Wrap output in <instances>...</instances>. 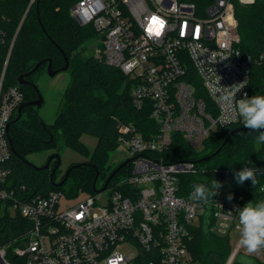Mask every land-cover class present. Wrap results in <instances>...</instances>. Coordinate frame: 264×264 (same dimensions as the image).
Segmentation results:
<instances>
[{
  "label": "built area",
  "instance_id": "built-area-1",
  "mask_svg": "<svg viewBox=\"0 0 264 264\" xmlns=\"http://www.w3.org/2000/svg\"><path fill=\"white\" fill-rule=\"evenodd\" d=\"M256 1L214 0L202 11L182 0L73 3L72 18L96 33L94 57L128 77L134 107L147 110L157 126L147 139L133 123L121 124L117 149L132 159L124 167L130 165L129 175L102 192H82L81 199L63 191L29 199L12 188L11 170L5 166L12 156L9 130L24 94L19 86L3 91L5 66L0 82V201L12 215L31 223L13 248L16 255L26 257L28 264H196L188 243L208 205L213 233L217 228L231 238L240 232L239 211L245 205L224 197L221 187L208 203L180 196V177L198 173L197 163L168 162L164 154L175 135L198 151L218 129L243 123L220 101V86L243 84L236 99L244 93L249 97L251 67L264 64V52L252 58L240 47L236 4ZM3 38L0 31V43ZM242 248L238 242L227 264L234 263ZM0 264H11L6 249H0Z\"/></svg>",
  "mask_w": 264,
  "mask_h": 264
},
{
  "label": "trees",
  "instance_id": "trees-1",
  "mask_svg": "<svg viewBox=\"0 0 264 264\" xmlns=\"http://www.w3.org/2000/svg\"><path fill=\"white\" fill-rule=\"evenodd\" d=\"M75 1L0 0V31L4 36L0 43V82L7 65L3 91L19 86L24 94L21 117L17 120L18 114H15L11 120L9 138L12 156L5 166L11 170L12 188L29 199L63 190L72 198L77 197L80 191L93 195L94 184L108 171L104 168L108 153L118 148L120 125L133 123L147 139L151 138L150 132L157 131L149 112L134 107L132 83L128 77L96 57H84L78 52L81 46L96 37V33L91 27H81L72 18L70 9ZM182 1L195 3L202 11L214 0ZM236 15L240 47L245 54L256 58L264 52V0H257L251 6L236 4ZM64 54L70 61L71 80L55 122L49 125L40 117L38 108L29 103L38 99L34 85L38 87L39 77L48 68L46 60H52V67L57 70L66 64ZM40 62L43 64L26 77L29 84L20 86L19 77L32 71ZM257 94L264 95V64L254 62L249 98ZM242 126L244 124L239 123L218 129L205 142L203 150L207 155L202 158L181 135L174 136L171 148L164 154L165 159L168 162L192 160L198 167V173L180 177V196H189L194 184L203 183L210 187L216 180L222 185L235 173L249 167L260 170L256 184L253 185L251 180L245 181L243 188L231 191L229 195L244 205L264 202V144L256 140L259 132L249 129L237 131L223 146L227 136ZM83 135L98 139L92 160L86 164L72 165L63 186L55 185L60 167L58 153L49 158L48 169L37 168L27 162V155L55 149L60 140L67 147L88 154L81 142ZM222 146L220 153L211 157ZM129 168L130 165L123 167L110 185L129 175ZM23 187L25 192L21 191ZM209 221L208 233L204 229L205 218L199 228L192 230L189 250L196 264H226L232 252L231 238L213 233L212 218L209 217ZM30 230L29 221L18 213L12 215L0 201V249H6L11 264H28L26 257L16 255L13 248L21 244ZM233 264L264 263L249 255L239 254Z\"/></svg>",
  "mask_w": 264,
  "mask_h": 264
},
{
  "label": "rangeland",
  "instance_id": "rangeland-1",
  "mask_svg": "<svg viewBox=\"0 0 264 264\" xmlns=\"http://www.w3.org/2000/svg\"><path fill=\"white\" fill-rule=\"evenodd\" d=\"M97 40H98L97 37H95L90 41L86 42L83 46H81L78 49V52L81 53L82 56L84 57L94 56L97 47ZM70 80H71V72L69 70L60 72L55 76H50L48 74V70L46 69L45 72L42 73V75L39 77L38 88L44 99V103L42 107L38 108V112L40 117L45 121V123L51 125L55 122L58 111L62 104L63 95L70 83ZM81 142L86 146L88 150V154H83L75 149L67 147L65 143L62 140H60L55 149L45 150L39 153H31L27 155L26 159L30 163L34 164L36 167H43L48 163V160L51 156L58 153L61 160L60 161L61 164L59 167V171L56 174L57 176L55 181L56 183H58L63 179L66 172L72 165L86 164L92 160L93 154L98 144V139L91 135H83L81 138ZM196 152L199 154V158L205 157L207 155V152L200 148ZM128 158H129V154L122 151L121 149H116L109 152L107 160L104 165V168L108 171L106 172L105 176H103L102 174L98 182H96V188L101 189L102 187H104L105 183L107 182V179L113 173V171L116 168H118L119 165H121ZM114 183L115 182H113L111 185H113ZM237 185L240 184L237 183L235 177L229 178L227 181H225L220 188L222 191H224L223 193L224 197L228 198L229 196V193L225 192L228 186H237ZM238 189L241 188L236 187L233 191ZM64 193L65 195H67L66 191H64ZM84 193L88 194L86 191H84ZM81 195H82V191H80L78 195L79 197L78 199L84 197V195L82 196ZM214 231L218 235L222 236V233L217 228ZM239 240H240V232H234L231 235V247H232L231 254L233 253V250L237 247ZM129 250H132V248H129ZM240 254L249 255L251 257L257 258L258 260L264 263L263 250H261L256 254H248L246 250L242 248Z\"/></svg>",
  "mask_w": 264,
  "mask_h": 264
},
{
  "label": "clouds",
  "instance_id": "clouds-1",
  "mask_svg": "<svg viewBox=\"0 0 264 264\" xmlns=\"http://www.w3.org/2000/svg\"><path fill=\"white\" fill-rule=\"evenodd\" d=\"M219 83V81H218ZM243 84L233 85L231 87L220 86L219 99L230 109L236 111L242 118L244 127L249 130L259 132L256 140L258 143L264 144V95H255L249 98L247 93L244 97L237 100L236 95L243 88ZM260 170L257 168L244 167L242 170L234 174L239 184L251 180L252 184H256V176ZM222 185L214 180L209 187L206 184L198 183L192 186L193 191L190 194L194 200L208 203L210 198L215 197ZM231 200L232 196L229 195ZM240 225V245L248 254H256L264 250V202L247 203L239 211Z\"/></svg>",
  "mask_w": 264,
  "mask_h": 264
},
{
  "label": "water",
  "instance_id": "water-1",
  "mask_svg": "<svg viewBox=\"0 0 264 264\" xmlns=\"http://www.w3.org/2000/svg\"><path fill=\"white\" fill-rule=\"evenodd\" d=\"M65 56V62L66 64L60 68V69H57V70H54L53 67H52V60H46L48 62V74L50 76H55L57 75L58 73L60 72H64V71H68L69 68H70V61L67 57L66 54H64ZM43 64V62H40L38 63V65H36V67L34 69H32V71H30L29 73L25 74V75H22L19 77L18 79V84L22 87L24 86H27L29 84V82L26 80V77L31 75L33 72H35L41 65ZM34 88L38 94V99L36 101H33V102H30L29 105L30 106H35L37 108L39 107H42L43 103H44V99L40 93V90L39 88L34 85ZM24 108V105H22L19 110H18V117H17V120L21 117V113H22V109ZM247 128L242 126V127H239L235 130H233L228 136L227 138L225 139L224 143H223V146H225L229 140L231 139V137L237 132V131H241V130H246ZM259 131H264V129L262 130H259ZM223 146L221 148H219L213 155H211V157H214L216 156L218 153H220V151L222 150ZM60 159V158H59ZM132 159H128L126 161H124L121 165H119L118 168H116L113 173L110 175L108 181L105 183L104 187H102L101 189H97L96 188V183L94 184V190L96 193H99V192H102L104 190H106V188L108 187L109 183L111 182V180L118 174V172L123 168L125 167L129 162H131ZM28 163H30L29 161H27ZM32 164V163H31ZM60 165V160H59V164L58 166ZM37 168H44V169H48L49 168V163H47L45 166L43 167H37ZM69 172L70 171H67L66 174H65V177L62 181L58 182V183H55L56 186H63V184L66 182V180L68 179V176H69ZM99 178V173L97 174L96 176V181L98 180ZM210 208H211V205H208V212L207 214L205 215V224H204V229L205 231L208 233L209 231V228H210V221H209V217H210Z\"/></svg>",
  "mask_w": 264,
  "mask_h": 264
},
{
  "label": "crops",
  "instance_id": "crops-1",
  "mask_svg": "<svg viewBox=\"0 0 264 264\" xmlns=\"http://www.w3.org/2000/svg\"><path fill=\"white\" fill-rule=\"evenodd\" d=\"M244 186V183L243 184H240V185H237V186H228V188L225 190L226 192L230 193L231 191H233L236 187L238 188H243Z\"/></svg>",
  "mask_w": 264,
  "mask_h": 264
},
{
  "label": "flooded vegetation",
  "instance_id": "flooded-vegetation-1",
  "mask_svg": "<svg viewBox=\"0 0 264 264\" xmlns=\"http://www.w3.org/2000/svg\"><path fill=\"white\" fill-rule=\"evenodd\" d=\"M36 101V100H35ZM33 107H35V106H33ZM37 108V107H36Z\"/></svg>",
  "mask_w": 264,
  "mask_h": 264
}]
</instances>
